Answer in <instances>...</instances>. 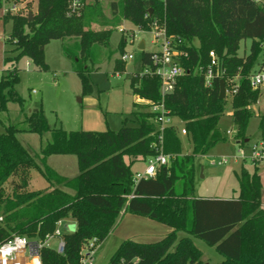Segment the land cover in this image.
<instances>
[{
	"label": "trees",
	"instance_id": "1",
	"mask_svg": "<svg viewBox=\"0 0 264 264\" xmlns=\"http://www.w3.org/2000/svg\"><path fill=\"white\" fill-rule=\"evenodd\" d=\"M68 1L38 0L33 20L28 14L2 15L5 23L12 24L5 38L12 48L6 51V68L0 76V114L9 112L8 104L14 102L20 105L24 120L4 124L5 130L0 132V243L12 234L45 240L59 221L71 219L76 230L63 233L64 252L44 247L42 263L81 264L83 247L95 238L99 245L106 241L120 215L128 212L173 230L157 242L123 241L109 264H206L192 237L202 239L224 257L218 264H264V207L258 167L252 172L241 170L237 197L194 195L197 158L225 139L218 127L228 97L220 98L221 80L231 91L236 84L232 80L239 78L232 96V116L239 144L248 143L247 123L255 115L252 106L262 95L260 88H252L250 76L264 59V0H119L110 4V17L99 0L88 4L80 15L69 16ZM124 18L144 29H150L157 19L170 36L181 39L177 48L184 74L171 93L162 97L158 76L140 75L146 68L155 69L153 53L148 51L135 56L140 76L131 87L140 98L163 100L170 115L184 123L190 152L184 151L177 126L167 127L160 142L155 113L142 110L148 105L135 103L139 109L119 130L73 131L52 126L42 107L28 111L16 90L22 58L48 71L46 46L55 39H68L71 43L63 45V52L74 61L84 93H92L90 74L96 66L102 59L126 52V36L117 47L111 42ZM245 39L252 40L250 52L241 56ZM105 49L109 50L106 56ZM211 51L217 54L222 73L207 86ZM119 60L118 68L123 70L126 61ZM260 130L264 140V114ZM20 132L50 133L40 149L42 164L22 144ZM160 147L170 156L169 162L157 166L154 177L136 181L135 162L148 161ZM52 155H75L79 174L73 178L59 174L47 165ZM33 170L47 181V187H31ZM180 232L187 236L179 238Z\"/></svg>",
	"mask_w": 264,
	"mask_h": 264
},
{
	"label": "rangeland",
	"instance_id": "2",
	"mask_svg": "<svg viewBox=\"0 0 264 264\" xmlns=\"http://www.w3.org/2000/svg\"><path fill=\"white\" fill-rule=\"evenodd\" d=\"M11 2H16L20 6L18 14H28L37 11L38 0H1L0 10V76L6 68L4 59L6 51L12 46L5 43V38L11 33V22L5 23L2 18V7L9 6ZM107 16H111L109 0L102 3ZM122 25H125L123 20ZM123 35L116 28L111 38L112 45L118 46ZM154 36L149 32L137 34L136 43L128 42L125 51L136 55L140 53L137 41H146V50L154 52L158 46L152 43ZM67 40H52L45 49V59L50 69L43 71L38 69L29 58L24 57L19 63L20 81L16 85V90L25 99L26 108L29 110L42 107L52 126H62L66 130H93L105 131L107 129L119 130L127 118L132 117V112L139 109L135 103H140L138 96L134 95L131 82L139 79V64L136 60L124 62L123 70H120V53L117 52L110 59L102 61L90 74L93 91L84 93L82 81L75 72V63L65 56L63 45L70 44ZM252 40L241 41L239 54L241 56L250 52ZM109 50L105 49L103 55L106 56ZM263 57V56H262ZM261 57V58H262ZM118 69V70H116ZM262 95L259 101L252 106L254 116L247 123L246 145L238 144L237 127L233 122L232 97L228 95L225 113L219 122V130L225 139L218 141L205 155L199 156L196 160L198 173L195 179L196 197H237L239 190V175L243 168L249 171L258 167V172L262 182V202L264 203V159L254 161L253 146L261 140L260 116L264 114V84L260 87ZM143 104V103H141ZM9 112L0 114V132L5 130V125L19 124L24 120L20 105L14 102L8 104ZM142 110H149L145 107ZM180 121L181 138L184 144V151L190 152L191 146L184 132V123ZM175 120V121H176ZM178 128V127H177ZM179 130V128H178ZM18 138L22 144L37 157L41 163V146L50 139V133L39 135L32 132H20ZM240 139V138H239ZM241 140V139H240ZM223 158L228 160L225 164H212ZM130 161L128 158L126 159ZM148 161H137L132 170L140 172L147 166ZM47 165L54 167L62 175L73 178L79 174L77 157L75 155H53L47 158ZM31 187L33 189H44L48 186L47 181L37 171L32 172ZM131 214V213H130ZM134 215V214H132ZM138 216V215H137ZM119 220V219H118ZM2 221V220H0ZM118 223V221H117ZM165 225V224H161ZM168 226V225H165ZM164 227V226H163ZM120 228L113 229L106 241L100 244L95 254L94 264H109L112 255L124 239L118 237ZM140 229L145 227L139 226ZM171 228V227H170ZM63 233L74 232L76 223L68 219L62 222L60 227ZM166 231L160 230L159 232ZM158 233V231H156ZM165 235L154 238L157 242ZM187 236L180 232L179 238ZM121 239V240H120ZM194 244L203 252L206 264H218L224 257L212 246L202 239L192 237ZM59 238H54L49 242L50 247L56 249Z\"/></svg>",
	"mask_w": 264,
	"mask_h": 264
},
{
	"label": "built area",
	"instance_id": "3",
	"mask_svg": "<svg viewBox=\"0 0 264 264\" xmlns=\"http://www.w3.org/2000/svg\"><path fill=\"white\" fill-rule=\"evenodd\" d=\"M96 0H69L67 14L70 15H80L84 8L95 2ZM101 2L105 0H99ZM119 0H109V4ZM166 3L167 0H160ZM20 11V6L16 2H11L9 6L2 7V14H18ZM33 12V11H32ZM149 13L145 15L146 18L149 17ZM125 25L120 24L118 26V31L126 36V41L131 43H136V37L138 33L149 32L152 33L154 39L152 43L158 46V50L151 52L152 61L155 69L146 68L140 73L143 75H156L161 80V95L166 96L171 93L176 86L177 80L180 76L184 74V69L180 62L181 52L177 48V45L181 44V39L170 36L167 32L165 26L159 23V20L155 19L150 25V29H144L142 27L136 26L131 21L126 18L123 19ZM141 41L145 42V49L141 50L139 48ZM137 48L139 51L146 50V41L138 40ZM123 61H134L136 54L131 52H125L120 55ZM211 62L208 66L205 79L206 85L211 86L215 77H220L222 70L219 67V58L215 51L210 52ZM238 80L235 78L233 81L236 82L233 89L230 91L227 89V96L231 97L237 92ZM250 82L253 89L260 88L264 84V59L259 64L256 71H254L250 76ZM139 98V102L148 105L149 110L155 113V120L158 124V130L160 133V142L163 141V133L167 127L176 126L175 118L170 115L169 110L166 109L164 101L154 102L151 100ZM186 134V130L184 128ZM158 153L156 156L148 159L147 166L143 171L137 172L135 175V180L138 181L142 178L154 177L157 173V166L165 165L169 162L170 156L165 154L162 147L157 149ZM254 161H261L264 159V140H260L253 146ZM228 160L223 158L221 161H212V164H225ZM2 220V217H0ZM63 221L58 222V226L54 233L47 236L45 240L30 239L27 236L12 234L8 239L0 243V264H43L41 258V250L44 247H50L49 242L54 238H59V244L56 248L58 253H63L65 248V243L63 239V232L60 229ZM99 244L97 239H92L88 244L83 247L81 264H94L95 254ZM121 264H124L123 262Z\"/></svg>",
	"mask_w": 264,
	"mask_h": 264
},
{
	"label": "crops",
	"instance_id": "4",
	"mask_svg": "<svg viewBox=\"0 0 264 264\" xmlns=\"http://www.w3.org/2000/svg\"><path fill=\"white\" fill-rule=\"evenodd\" d=\"M175 120H176V118H175ZM179 122L180 121L176 120L175 124L179 128V134L181 136L180 127L178 126ZM181 123H183V122H181ZM238 144H239V141H238ZM49 157H51V156H49ZM77 165H78V160H77ZM52 168L54 169V167H52ZM56 171L59 174H61L58 170H56ZM137 172L138 171H136V173ZM199 197H201V196H199ZM203 198H207V197H203ZM210 198H218V197H210ZM263 207H264V203H263ZM161 224L162 223L157 222V221L152 220V219L147 218V217H143V216H139V215L138 216L132 215L128 212H123L120 215L118 223L116 224L115 228L118 229V227H121L120 233H118V235H119L118 237H120L121 239H124L123 241L135 240L137 242L150 243V242H154V240H153L154 238L159 237L161 235H165V234H163L164 233L163 231L159 232L160 230H164V231H166L165 233H168V234L173 230L169 226H165V225H161ZM139 226H143L145 228L140 229ZM156 231H158V233Z\"/></svg>",
	"mask_w": 264,
	"mask_h": 264
},
{
	"label": "water",
	"instance_id": "5",
	"mask_svg": "<svg viewBox=\"0 0 264 264\" xmlns=\"http://www.w3.org/2000/svg\"><path fill=\"white\" fill-rule=\"evenodd\" d=\"M151 11H152V10H151ZM28 18H29V20H33V18H34V13H33L32 11H29V13H28ZM139 48H140L141 50H144V49H145V42H144V41H141ZM220 84H221L220 98H221V99H225V98L227 97V88H226V84H225L224 80H221ZM248 141H249V140L246 139V142H248Z\"/></svg>",
	"mask_w": 264,
	"mask_h": 264
}]
</instances>
